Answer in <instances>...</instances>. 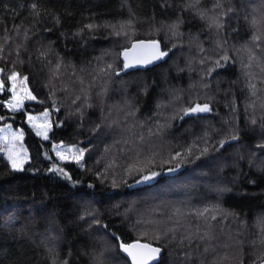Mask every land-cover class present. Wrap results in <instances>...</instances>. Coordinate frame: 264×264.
Wrapping results in <instances>:
<instances>
[{
  "label": "trees",
  "instance_id": "trees-1",
  "mask_svg": "<svg viewBox=\"0 0 264 264\" xmlns=\"http://www.w3.org/2000/svg\"><path fill=\"white\" fill-rule=\"evenodd\" d=\"M32 2L34 0H0V42L6 34L13 40L11 55L0 60V67H4L5 72L14 70L28 76L29 89L37 97L36 101L24 105L28 114H42L48 109L52 113L51 120H62L64 126L57 128L53 123L50 139L43 141L27 124L25 112L12 113L0 105V115L15 117L0 121V128L12 124L14 128L22 129L31 157L22 172L12 171L9 162L0 159V245L3 246L0 264H49L45 237L53 225L60 233L56 239L59 258L68 259V264H117L114 258L122 254L111 233L127 243L142 241L156 245L154 236L178 227L177 220L194 229L199 222L189 213L215 206L239 213L246 222V235L260 231V222L264 220V172L247 166V154L254 148L259 132L246 131L242 111L238 121L240 141L232 142V146L226 144L219 151H210L199 159L190 156L177 160L174 157L193 142L197 145L194 153L205 146L201 139L205 132L209 134V144L216 142L219 130L227 127L223 121H231L230 110L225 107L230 99L225 96L226 89H233L238 104L247 100L246 92L239 90L245 79L239 62L247 59V53L241 49L244 45L252 46L251 35L256 32L251 22L257 19L255 13L264 0H230L236 10L231 25L240 31L229 34V55L235 57L237 63L212 73L214 82L210 88L200 87L202 66L198 62V49L189 43L188 33L199 35L203 47L209 50L215 47L216 37L209 32H200L202 22L199 20L192 21L191 25L186 20L181 29L185 31L182 46L178 42L165 62L151 69L111 76L106 94L99 99L95 93L104 81L97 80V87L91 89L94 106L85 110L82 122L74 114L77 106L72 103V98L81 94L78 79L83 77L87 83L93 79L88 71L108 63L119 68L123 63L121 54L134 41L160 40L163 47L173 43L164 32L153 30L150 17L155 14L158 27L159 21L167 23L175 16H163L158 0H42L43 6L60 15V23L49 16L36 24L35 35L26 41L31 60L14 63L15 43L23 41V36L5 33L3 29L19 25L22 33L30 26L32 18L28 13ZM205 5L210 7V0H202V6ZM129 7L136 16L127 35L117 36L111 28L85 30L79 36L73 35L87 23L119 25L126 22L130 18ZM68 11L71 15L66 14ZM261 43H264V34ZM37 49L48 51L52 64L37 61ZM208 54L215 58L214 52ZM57 55L63 62L58 76L53 75ZM21 56H25L23 51ZM189 62L194 71H177L187 68ZM81 69L85 71L82 73ZM253 71L259 70L254 67ZM10 84L5 80L6 90L0 94V100L10 99L11 93L7 91ZM144 85L147 94L142 91ZM217 87L219 91H216ZM173 88L180 90L179 99L170 91ZM205 92L215 95L213 106L219 115L171 119L179 107H187L193 100L203 102ZM129 101L139 109L135 118L127 115L125 102ZM161 102L168 106L157 108ZM54 106L60 111H54ZM168 124L171 126L165 127L159 135H149V128L157 130L160 125ZM96 125H100L98 131L94 130ZM58 143L88 148L84 167L59 162L51 151V145ZM45 151L52 160L44 158L42 153ZM238 153L245 159H239L237 164L234 162L238 160ZM52 163L61 164L80 183L73 187L69 181L49 173L47 169ZM173 168L176 169L173 174L165 175ZM151 173L159 175L156 181L140 184L143 177ZM249 179L255 183H249ZM87 208L95 209L101 224L108 228L90 224L89 221L94 219L91 216L80 219ZM10 216L15 218L11 225L8 224ZM229 226L236 227L235 224L224 225ZM186 230L181 227L177 238ZM13 236L25 245L22 250L13 247ZM174 258L170 256L169 260ZM250 259L251 253L246 247L244 264H250ZM232 264H238V261Z\"/></svg>",
  "mask_w": 264,
  "mask_h": 264
},
{
  "label": "snow or ice",
  "instance_id": "snow-or-ice-1",
  "mask_svg": "<svg viewBox=\"0 0 264 264\" xmlns=\"http://www.w3.org/2000/svg\"><path fill=\"white\" fill-rule=\"evenodd\" d=\"M158 6L163 16H175V19H170L167 23L161 20L158 22L159 26L157 27L155 14H153L150 17V20L153 22L152 28L157 33L164 32L173 43L162 47V41L160 40H151L148 42L140 41L132 45V47L134 49H146L148 52L147 56L130 59L128 52L125 51L123 53V63L119 68H117L114 63H108L102 68L88 71V75L92 76L93 79L87 81V83L83 77L79 78L78 84L81 94L74 96L72 98V103L77 106L76 109H74V114L81 119V122L85 110L94 106V94L91 89L97 87V80L104 81L99 85L100 90L95 93V97L99 99L106 94L107 81L111 76H120L122 72L129 69L137 67L147 68L149 65L164 61L165 58L169 57L170 52L178 46V42H180V46H182L185 31L181 29L186 20L190 25L192 21L199 20L202 22L200 25V32H209L216 37L213 41L215 47L209 50L203 47V42L200 41L199 35L192 36L190 32L188 33L189 43L196 46L200 57L198 62L202 66L200 70L201 80L199 82L201 89H208L211 87V83L214 82L212 73L217 72L218 69L226 68L230 64L237 63L236 58L229 55V34H238L240 31V29L231 25V20L236 18V10L232 7L230 0H210V7L207 5L202 6V0H158ZM128 11L130 18L126 22L119 25L110 23H87L73 35L79 36L85 30L92 32L99 28H111L113 33L117 36H120L122 33L127 35V30L132 27L133 19L136 16V13L131 7H129ZM185 13H187V15H185ZM28 14L32 18V21L30 26L24 28L22 33L19 25H14L11 29L7 27L3 29L5 33L12 32L23 36V41L15 43L14 51L16 61L14 63H24L26 59L31 60L32 56L29 55L26 41L30 39L31 35H35L33 29L36 24L42 23L43 19L49 16H51L57 24L60 23V15L53 12L50 7L43 6L42 0L40 3L34 0V2L30 4V11ZM66 14L71 15V12L68 11ZM255 15L257 19H253L251 22V26L256 32V34L251 35L252 46H243L241 50L247 53V59L239 62L241 72L245 78L243 87L239 90L241 92H246L247 100L242 105L238 104L233 89L231 87L226 89L225 96L230 97V99L225 104V107L230 110L231 121H223V124L227 125V127L219 130V138L215 143L209 144L208 140L210 137L208 132H205L203 137H201L205 146L198 148L194 153L193 149H196L197 145L193 142V144L185 148L183 152H177L174 157L175 159L180 160L181 157L188 159L190 156L194 159H199L201 156L207 155L210 151H219L225 148L226 144L232 146V142L240 141L241 135L238 121L242 111L245 116L246 131L259 132V138L254 148L247 154V166L249 169L264 172V43H261L262 34H264V4L260 6ZM0 23H2V21H0ZM46 30L50 31L51 29ZM12 44L13 40H11L7 34L2 37V42H0V60H4L6 55H11L12 49L10 45ZM22 51L25 53L23 57L21 56ZM210 52L216 54L215 58L208 54ZM35 57L36 60L42 64H52V61L49 59V52L44 49H37ZM62 63V58L57 55V62L54 66L53 75L58 76L61 71ZM254 67L259 71H253ZM194 70L195 69L191 66V62H189L187 68L177 69L178 72H191ZM80 71L83 73L85 70L81 69ZM73 75L75 76L76 73L73 72ZM0 77H2L0 78V94L5 91V80L11 82L10 87L7 88V91L11 93V99L0 100V105L7 107L12 113L25 112L26 122L35 129V135L37 137H40L43 141H48L50 139L49 132L53 130V123H55L57 128L64 126L62 120L52 121L50 119L52 113L48 109L43 110V120L40 123H37V121L40 120L39 117L28 114L24 109L25 100H37V97L27 88H21L19 93L16 90L17 80L19 79L21 84H25L28 81V76H22L20 72L14 70L5 72V68L0 67ZM233 83L236 82L234 81ZM194 86L195 85H190V87ZM142 91L144 94H147L146 85L142 86ZM170 91L176 99L180 98V90L173 88ZM216 91H219L218 87ZM204 96L205 99L203 102L193 100L187 107H179L171 119L183 120L184 117L187 116L204 118L202 114L219 115L218 110L213 106L215 95L210 92H205ZM38 102L43 103V101ZM166 106L168 105H165L163 102L157 104V108ZM125 108L127 109V115L132 118H135L136 113L139 111L130 101L125 102ZM54 111L59 112V107L54 106ZM9 118L15 119L14 116L6 117L0 115V121ZM147 119L150 120L151 117ZM170 126V124L160 125L157 130L149 128V135H159L165 127ZM99 127L100 125H96L94 130L98 131ZM141 127H143V124H141ZM6 128L10 133V137H3L8 143L5 144L3 148H0V152L6 153L7 161L10 163L12 171L22 172L25 170L24 164L29 163L31 160L27 147L22 143L17 147L16 144V141L23 140L24 131L21 129L17 132H13L12 124H7ZM4 131V128H0V132ZM139 138L141 141L144 139L143 135ZM39 147L43 149L42 144H40ZM256 150L259 151L257 152ZM51 151L55 153L59 161L74 163L77 167L83 168L84 157L90 150L86 147L81 148L79 146L65 148V146L60 143L51 145ZM39 154L40 153H38V155ZM42 154L47 160L53 159L46 151ZM237 155L238 160L234 163L238 164L239 159H245V157L239 153ZM257 156L260 158L257 159ZM3 158V156H0V159ZM174 170L176 169H170V171ZM47 171L49 173H55L60 178L69 181L73 187L80 183L79 180H74L72 175L61 164L52 163ZM156 175L157 173L145 175L143 181L151 180ZM245 175H247V173H245ZM238 178L239 174L237 179ZM248 182L254 184L255 180L249 179ZM112 183L113 186L116 185L115 180H113ZM91 186L92 185H90V187ZM189 215L195 217L199 222L195 225L194 229L192 225H184L180 220H177L176 224L178 227L167 229L161 232L160 235L154 236L157 242L156 246L150 243H140L139 241L127 243L121 241L114 233H111L117 249L124 254L114 258L117 260V264H150V262H154V264H232L233 261H238V264H244V250L246 247L251 253L250 264H264V220L260 222V231H254L251 235H246L244 232L246 222L241 219L239 213L229 212L219 206H215L211 209L204 208L189 213ZM89 216L94 217V219L89 221L90 224L100 225L105 229L108 228V225L101 224L97 211L92 208L85 209L80 219L83 220ZM237 221L239 223H237ZM14 222V217H8L9 225ZM225 224H235L236 227L235 229L230 226L226 228L224 227ZM181 227L187 230L180 233L179 238H177L176 234ZM59 234V229L53 225L48 230L45 237L47 241L46 249L49 264H68V259L65 258L61 260L59 258V253L56 249V239ZM12 240L13 247L16 250L19 251L25 247L24 244L19 243L18 237L13 236ZM169 244L172 245L171 248H169ZM2 249L3 246L0 245V250ZM68 255H70V253ZM170 256H174L175 258L170 261Z\"/></svg>",
  "mask_w": 264,
  "mask_h": 264
},
{
  "label": "rangeland",
  "instance_id": "rangeland-1",
  "mask_svg": "<svg viewBox=\"0 0 264 264\" xmlns=\"http://www.w3.org/2000/svg\"><path fill=\"white\" fill-rule=\"evenodd\" d=\"M0 78H1V77H0ZM10 85H11V84H10ZM21 88H27L28 90H30L27 82H26L25 84H21L20 81H19V79H18L17 82H16V90H17L18 93L20 92ZM5 90H6V88H5ZM9 93H10V92H9ZM10 99H11V97H10ZM29 102H33V101L25 100V101H24V105H25L26 103H29ZM31 115H32V114H31ZM33 116H36V117H39V118H40V120H38L37 123L42 122V120H43L42 114H35V115H33ZM50 119H52V117H50ZM27 124H28V123H27ZM28 125H29V124H28ZM29 126H30V125H29ZM30 127H31V126H30ZM1 128H4V129H5L4 132H0V148H3V147L5 146V144L8 143L7 141H5V140L3 139V137H5V136H9V137H10V133L8 132L6 126L1 127ZM31 128H32V127H31ZM19 130H21V129H16V128H14V127L12 126V131H13V132H17V131H19ZM32 130L35 132V129L32 128ZM50 133H51V132H49V136H50ZM24 138H25V135H24L22 141H16L17 147H19L21 143L26 147V145H25V143H24ZM58 144H60V143H58ZM62 144L65 146V148L73 147V146H77V145H67V144H64V143H62ZM9 146H10V145H9ZM79 147H80V146H79ZM81 148H82V147H81ZM28 153H29V152H28ZM54 155H55V153H54ZM0 156H3L4 159L7 161L6 153L0 152ZM55 157H56V156H55ZM56 159H57V158H56ZM57 160H58V159H57ZM84 160H85V157H84ZM58 161H59V160H58ZM59 162H63V161H59ZM9 164H10V163H9ZM25 164H26V163H25ZM25 164H24V166H25ZM158 176H159V175H156L154 178H152L151 180H148V181H143V179H142V180H141L142 182L140 181V184H149V183H153L154 181H156V179L158 178Z\"/></svg>",
  "mask_w": 264,
  "mask_h": 264
},
{
  "label": "water",
  "instance_id": "water-1",
  "mask_svg": "<svg viewBox=\"0 0 264 264\" xmlns=\"http://www.w3.org/2000/svg\"><path fill=\"white\" fill-rule=\"evenodd\" d=\"M140 41L148 42V41H151V40H137V41H134V42L132 43V45L137 44V43H139ZM132 45H131L129 48H127V49H125V50L123 51V53H124L125 51L128 52V54H129V58H130V59H134V58H143V57H145V56L148 55V52H147L146 49H142V48H135V49H134V48L132 47ZM161 46H162V45H161ZM162 47H163V46H162ZM123 53L121 54V59H122V61H123ZM167 58H168V57H167ZM167 58H165L164 61L157 62V64L149 65L147 68H142V67L132 68V69H129V70L125 71V73H129V72H131V71H135V70H138V69H141V70L151 69V68H153V67H155V66H158V65L162 64L163 62H165V61L167 60ZM202 115H209V114H202ZM173 173H174V171H168V172H165V175H169V174H173ZM135 242H137V241H134V242H132V243H135ZM139 242H140V243H146V242H142V241H139ZM153 246H156V245H153ZM123 255H124V254H123ZM150 264H154V262H150Z\"/></svg>",
  "mask_w": 264,
  "mask_h": 264
},
{
  "label": "bare ground",
  "instance_id": "bare-ground-1",
  "mask_svg": "<svg viewBox=\"0 0 264 264\" xmlns=\"http://www.w3.org/2000/svg\"><path fill=\"white\" fill-rule=\"evenodd\" d=\"M123 255V253H121Z\"/></svg>",
  "mask_w": 264,
  "mask_h": 264
}]
</instances>
